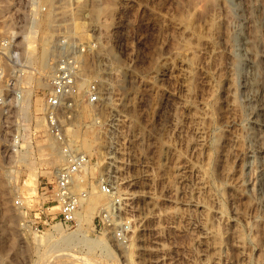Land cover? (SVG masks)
Wrapping results in <instances>:
<instances>
[{"label":"rangeland","instance_id":"374dc122","mask_svg":"<svg viewBox=\"0 0 264 264\" xmlns=\"http://www.w3.org/2000/svg\"><path fill=\"white\" fill-rule=\"evenodd\" d=\"M42 1L0 0V40L10 31L19 36L0 49V93L9 99L0 110V264H264V188L257 180L256 142L246 136L252 103L242 86L234 5L211 0L189 20L192 0H63L66 7L55 10L38 8ZM258 4L263 20L251 41L254 51L264 48V0ZM63 14L79 35L74 45L84 84L59 111L60 129L64 142L90 159L89 182L78 186L86 191L79 211L86 199L94 208L80 230L104 239L102 248L66 243L47 226L38 233L20 226L50 198L40 197V187L53 182V170L63 163L42 115L51 71L38 62L42 47L52 43L43 41L48 19ZM30 30L32 51L22 37ZM12 49L25 61L22 70L12 69ZM160 67L165 75L154 82ZM257 72L264 86V63ZM92 82L98 102L88 101ZM219 87L228 92V109L217 102ZM14 135L17 146L8 150ZM33 175L30 193L25 181ZM101 179L108 181V194ZM184 199L196 203L184 205ZM105 204L110 212L103 226ZM54 206L44 207L54 212ZM119 226L123 232L116 236ZM62 228L78 232L77 225ZM228 228L237 236L225 238ZM215 233L223 240L213 249Z\"/></svg>","mask_w":264,"mask_h":264},{"label":"built area","instance_id":"2783aa9c","mask_svg":"<svg viewBox=\"0 0 264 264\" xmlns=\"http://www.w3.org/2000/svg\"><path fill=\"white\" fill-rule=\"evenodd\" d=\"M64 3L63 0H46L41 3L37 2L36 6L42 10L48 8L55 10L62 6L65 8ZM46 28L49 32L48 38H50L52 43L45 48L42 64L49 66L51 75L49 76V91L45 98L42 115L47 133L59 144V152L63 157V163L57 168L53 182L45 183L43 187H40V197H45L48 193L50 198L41 200L38 208H36L37 211L34 210L33 212V218H28L20 223L24 231L32 233L40 232L45 226L56 233V230L53 229L55 226L60 229H63L62 227L69 229L71 226L77 225L78 212L83 204V197L86 196V191L79 190L78 186L89 182L88 174L91 166L90 159L86 154L77 151L76 148L64 142L59 120V111L65 102L73 98L78 91L77 80L79 79L78 74L81 69V62L76 52L74 41L79 38V35L75 30L72 17L67 14H63L61 19H57V17L48 19ZM16 37L19 36H14L12 33L5 36L0 40L2 42L0 49L2 51L8 50ZM22 37L25 39L24 36ZM9 56L12 62V69L14 71L22 70L20 67L24 66L25 61H20L17 50L12 49ZM98 100V85L92 82L88 86V101L98 102ZM8 101L9 99L0 93V110L4 111ZM5 116H7V112ZM18 139L14 135L7 149L12 150L13 146L16 147ZM99 177L102 178V174H99ZM100 189L105 194L110 191V186L106 179L100 180ZM49 202H55L57 209L53 210L54 212H46L53 207H44L45 203ZM15 203H18V201H15ZM109 212L110 208L107 207V210L99 214L101 215V225H107ZM41 213L45 217L43 220H40ZM122 232L123 228L119 226L114 230V235L121 236Z\"/></svg>","mask_w":264,"mask_h":264},{"label":"bare ground","instance_id":"6f19581e","mask_svg":"<svg viewBox=\"0 0 264 264\" xmlns=\"http://www.w3.org/2000/svg\"><path fill=\"white\" fill-rule=\"evenodd\" d=\"M126 1H130V0H126ZM229 1L231 2V4L234 5V8H236V10H237V12H236L237 14L235 15L236 16V20H237V27L235 25V28H236L235 31H236L237 35H235V36H238V39H239V41H238L239 42L238 51H239L240 55H238V54L237 55L240 56V59L238 58V60L240 61L241 66H244V69H243V67H241L239 65V67L241 69L240 70L241 71L240 75H241V77L243 79L242 86L244 88V91H245L247 97L251 100V103H252L251 114H252V119H253L252 120L253 127L247 132L246 136H248L249 139H251L254 142H256L257 150H258V153H259V156L256 159L257 180L259 181L260 184L263 185V188H264V86H260L259 82L257 81V76H258L257 70H258V67H259L260 64L264 63V48H261L258 51L257 50L254 51L251 48V46H250L252 38H254V36H255V31L257 30L259 25L262 23L263 13H262V10L259 7L258 0H229ZM212 2L213 1H211V0H192L190 2L191 3L190 4V10L188 11L187 18L189 16V20H191L192 16H195L198 13H200L201 10L203 11V9H204L203 7L204 6L205 7L206 6L207 7L208 6L211 7L212 6L211 4H213ZM222 2H225V1H222ZM193 23H194V18H193ZM79 26H81V23L79 24ZM197 28H196V31H197ZM46 30H47V28H46ZM10 33H11V31H10ZM195 33H197V32H195ZM32 34H35L33 30H30L27 34L26 33L23 34V36L25 37V40L27 42L26 49L28 48V51H32L33 47H34V45H32L33 42L31 41L32 38L34 37ZM199 34H200V36H202L200 32H199ZM39 40H43V39H39ZM48 40H50V38L48 39V38L44 37L43 41H44V43H46V45L48 44L47 43ZM232 42L234 43L235 41H232ZM236 44H233V45H236ZM46 47L43 46L41 54H39L38 62L40 63L39 64V68H41V69H43V67H45L42 64V58L45 56V50L44 49ZM236 48L237 47H235V49ZM26 53H28V52H26ZM167 53H169L170 55L169 54H166V55L167 56L169 55V57L171 58V56L173 54H175V51L171 50V51H169ZM32 54H34V53H32ZM28 55H29V53H28ZM110 55H112V54H110ZM30 56H31V54L29 55V57ZM167 56H165V58L163 57L164 60L167 59ZM116 57L117 56H115V54H113L111 56V58L113 60H115ZM236 61H237V59H236ZM239 61H237V62H239ZM231 63L232 62H230L229 64H231ZM233 65H235V64H233ZM166 66L168 67V65H166ZM245 66L251 68L253 70L254 74H251V75L248 74V72L245 70ZM233 67H235V66H233ZM237 67H238V63H237L236 68ZM166 68H164V69H166ZM164 69L163 68L161 69V67H160V69L155 70L154 82H155V78H160V77L162 78V76L165 75L164 71H166V70H164ZM29 70H30V68H29ZM44 70L45 69H43V71ZM237 71H238V69H237ZM77 81H78L77 82V87L78 88H79L80 85L82 86V84H84V82H80L79 83L80 77H79V79ZM220 87H221V85H220ZM220 89H221V91L219 93V96L217 97L218 98L217 102L222 107V109H228V108H230V106H229L230 104L228 103V97H229L228 96V92L223 87L220 88ZM99 91L100 90L98 89V92ZM125 99L126 98L123 97V101H122L123 104H124ZM172 99H173V94L170 91V102L172 101ZM225 137H226L225 132L224 131L223 132L220 131V134L218 135V139L217 140L218 141L221 140L222 148H221L220 152L223 155H225L226 152H227V149L225 148V146H226ZM215 141H216V139H215ZM213 145H214V143H213ZM81 146L84 147V148H88L89 147V143L86 142V141H83L81 143ZM56 158H57V156H56ZM56 160H58V158ZM55 172H56V169L53 170L52 173H55ZM36 176H37V174H36ZM36 176L33 175V176L30 177V179L28 181H25V184H27L29 186L28 188L30 189L29 190L30 193L34 190V184L36 183ZM230 200H231L232 203H234V196H231ZM85 203H86V206H83L84 207L83 211L82 212L81 211L78 212V222H77V228H76L78 230V232L73 231V232H69L68 234H64L62 229L58 228L57 226H55L53 229L56 230V234L58 233L60 235L59 238H62V239L64 238L65 239L66 243L68 242L69 244H72V245H76L78 243H81L83 245H90V246H95V247L96 246H100L101 248L102 247H106L104 239L95 238V237L94 238L85 237L83 235L82 230H80L81 225H83V224L89 225V223L91 222L92 210L94 208L92 206V201L86 199L84 204ZM182 203L184 205H192V204H194L196 202H194L191 199H184L182 201ZM110 204H111V202H110ZM108 205L105 204L104 208L109 207ZM55 207H57V206L55 205L54 208ZM237 213H240V212L238 211ZM202 230H203L202 233H204L203 235H207L208 231L206 229H202ZM78 233H80V234H78ZM234 236H237V234H236V232L234 230H232L230 228H228L224 232V237L225 238H230V237H234ZM222 240H223V238L220 236V234L215 233L213 235V238H212L213 249H216L219 246V244L221 243ZM143 246H144V244H143ZM145 247H143V249ZM67 255H71L72 257L83 259L82 257L75 256L72 253H67Z\"/></svg>","mask_w":264,"mask_h":264}]
</instances>
